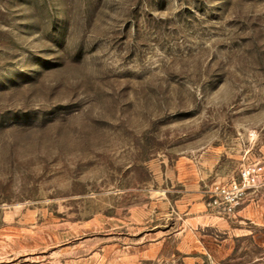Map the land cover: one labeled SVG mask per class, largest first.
Listing matches in <instances>:
<instances>
[{
  "label": "rangeland",
  "instance_id": "rangeland-1",
  "mask_svg": "<svg viewBox=\"0 0 264 264\" xmlns=\"http://www.w3.org/2000/svg\"><path fill=\"white\" fill-rule=\"evenodd\" d=\"M256 162L264 0H0V264H166ZM197 235L180 264H264V225Z\"/></svg>",
  "mask_w": 264,
  "mask_h": 264
},
{
  "label": "crops",
  "instance_id": "crops-1",
  "mask_svg": "<svg viewBox=\"0 0 264 264\" xmlns=\"http://www.w3.org/2000/svg\"><path fill=\"white\" fill-rule=\"evenodd\" d=\"M249 195L246 194L244 201L232 213L221 211L218 206L209 205L206 198L195 203L194 209L187 212L185 227L157 239L154 246L156 257L164 260L166 264H180L179 254H188L190 258L191 253L196 251L199 243L201 244V238L197 234L208 229L221 234L220 242L227 241L233 236L253 237L260 226L264 225V207L261 205L264 198ZM214 239L216 240L215 237Z\"/></svg>",
  "mask_w": 264,
  "mask_h": 264
},
{
  "label": "built area",
  "instance_id": "built-area-1",
  "mask_svg": "<svg viewBox=\"0 0 264 264\" xmlns=\"http://www.w3.org/2000/svg\"><path fill=\"white\" fill-rule=\"evenodd\" d=\"M263 186L264 165L256 162L242 168L239 180L231 179L226 184L216 186V197L212 202L218 205L223 204L224 209L231 211L249 189Z\"/></svg>",
  "mask_w": 264,
  "mask_h": 264
}]
</instances>
